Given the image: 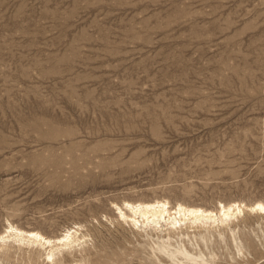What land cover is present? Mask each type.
Wrapping results in <instances>:
<instances>
[{
	"label": "rangeland",
	"instance_id": "rangeland-1",
	"mask_svg": "<svg viewBox=\"0 0 264 264\" xmlns=\"http://www.w3.org/2000/svg\"><path fill=\"white\" fill-rule=\"evenodd\" d=\"M162 198L264 202V0H0V230L85 239L0 264H264L263 214L178 236L112 207Z\"/></svg>",
	"mask_w": 264,
	"mask_h": 264
},
{
	"label": "bare ground",
	"instance_id": "bare-ground-1",
	"mask_svg": "<svg viewBox=\"0 0 264 264\" xmlns=\"http://www.w3.org/2000/svg\"><path fill=\"white\" fill-rule=\"evenodd\" d=\"M112 207L116 210L119 219L134 228L152 230L164 228L178 236L191 228L208 230L229 225L232 220L243 215L245 211L264 215V202L262 201H256L249 205L237 201L227 204L219 202L216 210L182 203L171 205L165 198L151 201H124L122 205L112 203ZM78 228L79 226L75 229L67 228L60 236L48 237L38 230H25L7 221L3 230H0V247L5 246L8 242L41 248L47 247L45 259L52 262L56 253L85 242L84 235L78 234ZM176 252L184 254V251L176 248L172 255ZM186 253L188 252L186 251ZM191 260L196 263L194 258Z\"/></svg>",
	"mask_w": 264,
	"mask_h": 264
}]
</instances>
